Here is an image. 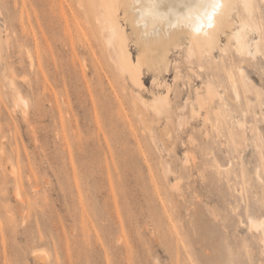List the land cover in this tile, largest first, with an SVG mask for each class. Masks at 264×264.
<instances>
[{
    "label": "rangeland",
    "instance_id": "374dc122",
    "mask_svg": "<svg viewBox=\"0 0 264 264\" xmlns=\"http://www.w3.org/2000/svg\"><path fill=\"white\" fill-rule=\"evenodd\" d=\"M73 1L0 0V264H264L248 225L264 216V96L242 93L260 135L237 146L224 71L239 60L230 34L241 19L260 23L264 41V0H252L254 19L229 0L211 55L191 62L185 35L163 61L145 59L120 8L140 87ZM254 34L262 54L242 66L264 91ZM207 83L223 95L219 115L191 116ZM136 93L167 94L169 117L143 109Z\"/></svg>",
    "mask_w": 264,
    "mask_h": 264
},
{
    "label": "bare ground",
    "instance_id": "6f19581e",
    "mask_svg": "<svg viewBox=\"0 0 264 264\" xmlns=\"http://www.w3.org/2000/svg\"><path fill=\"white\" fill-rule=\"evenodd\" d=\"M188 2L189 0H157L159 4L157 11L166 18L155 21L149 20L147 25L144 23L137 24L136 21L141 15L140 6L147 4L148 0H74L72 3H75L77 13L84 17L85 24L88 26L87 29L91 31L92 36L101 41L104 52L120 75L130 84L140 87L142 85L140 61L135 62L136 60L134 61L132 58L129 39L119 20V9L123 8L125 20L131 25L136 44L141 48L145 59L152 60L154 57H159L163 61L169 46H176L180 36L185 35L188 43L183 49V56L187 62H191L193 58L197 59L201 56L209 57L211 55L215 46L217 31L225 26L223 25L225 24L224 16L230 3L229 0H223L225 7L218 18V27L210 30L212 33L210 36H205L193 33L182 22H178L177 18L186 12V9L180 5ZM239 5L241 14L244 13L249 19L253 18L252 0H241ZM258 24L260 25V23L254 21L250 24L245 20H240L238 29L230 34L232 35L230 37L234 52L239 60L236 63L231 62L228 68H224L232 100L238 106L235 114L239 116V119L232 122L230 131L236 145L240 147H244L247 143V133L253 136L260 135L255 125L246 121L247 111L239 108L241 107L242 93L257 92L259 95L264 96V91L254 86L242 66L247 58H255L256 55L262 54L258 42L252 37L254 33H257L259 41L264 45L261 28ZM134 97L143 109L152 111L157 116L165 115L166 118L169 117L170 107L167 94L163 97H152L151 101L144 99L139 93H136ZM216 100H224L223 95L212 84L207 83L203 91H195L189 106L190 115L202 113L206 118L211 110L214 111L215 115H219L218 110L213 108ZM17 102L22 105L26 103L21 97H17ZM135 106L139 108L136 104ZM256 147L258 146L256 145ZM187 159L185 158L184 161L186 164ZM184 162L183 165H186ZM248 225L250 229L258 232L259 240L264 243V216L260 219L249 218Z\"/></svg>",
    "mask_w": 264,
    "mask_h": 264
},
{
    "label": "snow or ice",
    "instance_id": "6c2138e0",
    "mask_svg": "<svg viewBox=\"0 0 264 264\" xmlns=\"http://www.w3.org/2000/svg\"><path fill=\"white\" fill-rule=\"evenodd\" d=\"M180 6L186 9V12L177 18L178 22H182L193 33L205 36H210L212 34L210 30L218 27V18L225 7L223 0H189ZM158 8L157 0H148L147 4L140 6L141 15L136 23L147 25L149 20L165 19L166 17L157 11Z\"/></svg>",
    "mask_w": 264,
    "mask_h": 264
}]
</instances>
